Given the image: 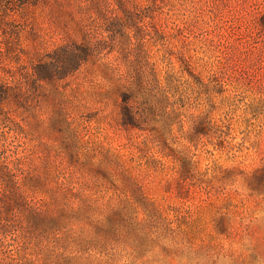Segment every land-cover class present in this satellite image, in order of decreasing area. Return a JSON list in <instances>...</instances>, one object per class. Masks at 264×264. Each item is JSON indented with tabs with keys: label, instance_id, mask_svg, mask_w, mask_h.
<instances>
[{
	"label": "rangeland",
	"instance_id": "obj_1",
	"mask_svg": "<svg viewBox=\"0 0 264 264\" xmlns=\"http://www.w3.org/2000/svg\"><path fill=\"white\" fill-rule=\"evenodd\" d=\"M0 77V264H264V0H0Z\"/></svg>",
	"mask_w": 264,
	"mask_h": 264
},
{
	"label": "trees",
	"instance_id": "obj_2",
	"mask_svg": "<svg viewBox=\"0 0 264 264\" xmlns=\"http://www.w3.org/2000/svg\"><path fill=\"white\" fill-rule=\"evenodd\" d=\"M58 49L62 51L57 58L61 59L64 57L65 60L64 61L65 65L63 66V70L59 71V74H61V76L66 75L67 73L78 68L80 64L86 61L89 56V51L86 45L82 43H74V46L64 45V46H60ZM33 71H34V66H33ZM52 71H53L52 67H49L46 64H40L36 69L38 76L41 78H49L50 76H52V74H54V72ZM54 71H56V69H54ZM10 89L11 87L7 83H5V81L0 80V96L8 93ZM127 109L129 108L127 107ZM126 116L130 119L131 115L130 113L126 112ZM123 123L126 124L128 123V121L124 120Z\"/></svg>",
	"mask_w": 264,
	"mask_h": 264
}]
</instances>
